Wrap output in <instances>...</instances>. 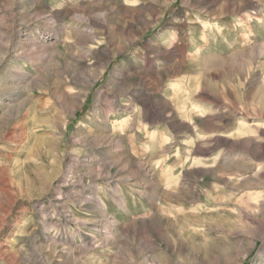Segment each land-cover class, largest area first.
Returning a JSON list of instances; mask_svg holds the SVG:
<instances>
[{
	"label": "rangeland",
	"instance_id": "1",
	"mask_svg": "<svg viewBox=\"0 0 264 264\" xmlns=\"http://www.w3.org/2000/svg\"><path fill=\"white\" fill-rule=\"evenodd\" d=\"M0 264H264V0H0Z\"/></svg>",
	"mask_w": 264,
	"mask_h": 264
},
{
	"label": "bare ground",
	"instance_id": "2",
	"mask_svg": "<svg viewBox=\"0 0 264 264\" xmlns=\"http://www.w3.org/2000/svg\"><path fill=\"white\" fill-rule=\"evenodd\" d=\"M185 46V45H184ZM183 48V47H182ZM185 50V49H184ZM173 51H175V50H173ZM183 51V50H182ZM172 54V53H171ZM183 54V53H182ZM238 54V53H237ZM240 54V53H239ZM235 56V55H234ZM164 57V56H163ZM230 60V59H229ZM223 65V64H222ZM129 73V72H128ZM132 73V72H131ZM127 75V74H126ZM124 76V75H123ZM156 78H157V76H156ZM151 98V97H150ZM162 100V99H161ZM158 104V106L159 107H161V108H163V106L162 105H160L159 103H157ZM168 104V103H167ZM164 105V104H163ZM115 106V105H114ZM130 108V109H132V105H129V104H125V105H123V108ZM142 111H141V114H144L147 118H149V119H161L163 116H164V114H165V112H163V111H159L155 106H154V103L153 102H149V101H147V100H144L143 101V103H142ZM160 108V109H161ZM170 110V109H169ZM112 111V109H110V108H108L107 109V112H106V118L108 117V113H110ZM172 111V110H171ZM196 111H198V109H195V110H193V111H190L189 112V114H194V115H196ZM135 114V113H134ZM140 114V115H141ZM132 116H133V114H132ZM144 116V117H145ZM169 116V115H168ZM113 120V119H112ZM83 164H86V162H83ZM103 167V165L102 164H99V163H97V164H95L94 166H93V168H95V170L97 171V173L99 174V172L101 171V168ZM69 181V180H68ZM68 183H70V184H72V188H70V189H73V188H75L76 186H75V182L74 181H70V182H68ZM114 189V188H113ZM115 192H114V194H112V198H113V200H114V202L119 206V207H122L123 206V199H122V197L119 195V193L117 192L118 190L115 188V190H114ZM73 192V191H72ZM65 194V193H64ZM76 194V193H75ZM60 195V194H59ZM91 196V195H90ZM93 196V195H92ZM68 197V196H67ZM94 197V196H93ZM90 200H92L94 203H95V208L96 209H98V210H100V215H101V217L103 216L104 217V219H102V220H105V222L102 224V225H98V224H96L95 226H91L90 228L92 229V230H94V231H96V233H98L99 235H101V238H97V240H103V241H108V240H110L111 238H113V229H114V227H115V225H116V223H117V221L115 222V221H113V222H110L108 219H106V214H105V209H106V205L104 204V202H102L101 201V199H92V198H90ZM65 205V204H64ZM94 208V209H95ZM68 211H69V209H66V207H64V212H66L67 213V215L66 216H71L72 214L70 213H68ZM65 213V214H66ZM65 216V215H64ZM108 217V216H107ZM66 219V218H65ZM114 220H116V219H114ZM79 221V220H78ZM81 221V223L82 224H84V225H86V223H85V221H83V220H80ZM115 222V223H114ZM93 231V232H94ZM93 235V234H92ZM94 237H95V235H93ZM57 241V237L56 238H54L53 240H52V243L54 244L55 242Z\"/></svg>",
	"mask_w": 264,
	"mask_h": 264
}]
</instances>
